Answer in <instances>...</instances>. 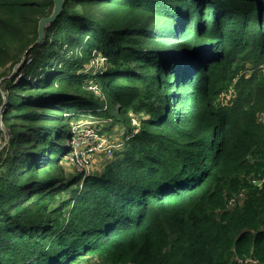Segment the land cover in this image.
I'll use <instances>...</instances> for the list:
<instances>
[{"label":"trees","instance_id":"obj_1","mask_svg":"<svg viewBox=\"0 0 264 264\" xmlns=\"http://www.w3.org/2000/svg\"><path fill=\"white\" fill-rule=\"evenodd\" d=\"M54 10L0 0V264H264V0H64L37 43Z\"/></svg>","mask_w":264,"mask_h":264},{"label":"built area","instance_id":"obj_2","mask_svg":"<svg viewBox=\"0 0 264 264\" xmlns=\"http://www.w3.org/2000/svg\"><path fill=\"white\" fill-rule=\"evenodd\" d=\"M104 61V59H102ZM90 89H96V87L93 85V82L90 83ZM261 120H264V112L261 114ZM85 120H83L84 122ZM95 121H92V119L88 120V122H84L86 125H89L90 123H93ZM84 123H76L73 126V132L75 133L74 138L72 140V143H70V146H73V150L75 151L76 156L75 158L72 159V163L75 167H78L79 169L84 168H90L92 161V155L95 154L96 152L99 153L103 150H108L109 153L113 151L112 143L101 136L100 138L98 137V129L96 127H91L92 129H88L87 127H83ZM82 126H80V125ZM80 126V127H79ZM84 131H87L88 133V138L85 141H80L77 139L78 134L83 133ZM97 136V137H96ZM83 151L82 155H79V151ZM252 184L259 188L264 187V178L262 179H252L251 180ZM244 199V194L241 193L239 195L233 196L229 204L230 205H235L237 203L241 204L243 203ZM236 264H261L258 259L254 258L253 256H244V257H238L235 259ZM94 264H100V263H94ZM113 264V263H110Z\"/></svg>","mask_w":264,"mask_h":264},{"label":"rangeland","instance_id":"obj_3","mask_svg":"<svg viewBox=\"0 0 264 264\" xmlns=\"http://www.w3.org/2000/svg\"><path fill=\"white\" fill-rule=\"evenodd\" d=\"M103 66H104V61L101 60L100 61V65L98 66L97 69H100ZM92 69L93 68L91 66H88L87 67V72L88 73L91 72L92 73L91 75H94L95 72ZM16 72H17V69L14 71V73H16ZM95 87L97 88V86H95ZM90 119L91 118H89V116H85V117L82 118V120L79 121V123L88 122V120H90ZM83 120H85V121L83 122ZM73 122H75V120L72 121L71 123H73ZM109 123H111V122L110 121H107L106 125H109ZM102 124H103V122L100 123L99 121H97V123L96 122H93V123H90L89 125H86L84 123V125L83 124L82 125H83V127H87L88 129H92L91 127L93 126V127H96L99 130L102 127L101 126ZM82 125H80V126H82ZM118 128H116V129H118ZM74 135H75V133H74ZM101 136H103L104 138H106L107 140H109L113 144L112 147H113V150L114 151H116L117 146H119V144L122 142V139H121L122 138V135L120 136L117 131L112 130V129L111 130L104 129L102 132H99L98 131V137L100 138ZM87 138H88L87 131H84L83 133L78 134V137H77V139H79L80 141H85ZM69 149H70V152H69V155H68V157L66 159V162H67V166L70 168V172H76V171L80 172V171H83V172H85L87 174H90V175H92L94 172L100 171L103 168L105 162L108 160V157H111L113 155V153L110 154L108 150L107 151L106 150H103V151H101L99 153L96 152L95 154L92 155V161L93 162L90 165L91 167L90 168H85V170H84V168H82V169H79L78 167L74 168L75 166L73 165L71 158H75L74 156H76V154H75V151L73 150V146L72 145L70 146V142H69ZM82 152L83 151L80 150L78 152V154L79 155H82ZM61 156H62V154H61ZM68 163H69L70 166L68 165ZM231 198L232 197H230L227 200L228 201L227 202V208L228 209H231L235 205L239 204V203H237L235 205H230L229 204V201H230ZM79 264H86V263L84 261H81Z\"/></svg>","mask_w":264,"mask_h":264},{"label":"water","instance_id":"obj_4","mask_svg":"<svg viewBox=\"0 0 264 264\" xmlns=\"http://www.w3.org/2000/svg\"><path fill=\"white\" fill-rule=\"evenodd\" d=\"M54 1H55V10H54V13L50 17L44 18L40 22V26H39V38H38L37 43H40L43 40L46 29L53 22H55L58 19V17L61 16V14L63 12L64 0H54Z\"/></svg>","mask_w":264,"mask_h":264}]
</instances>
